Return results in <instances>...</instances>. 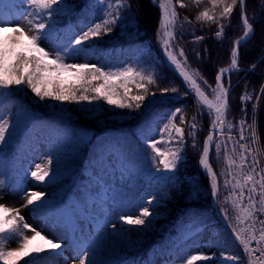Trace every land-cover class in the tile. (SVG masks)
Listing matches in <instances>:
<instances>
[{
  "label": "snow or ice",
  "instance_id": "obj_1",
  "mask_svg": "<svg viewBox=\"0 0 264 264\" xmlns=\"http://www.w3.org/2000/svg\"><path fill=\"white\" fill-rule=\"evenodd\" d=\"M151 2L159 9L156 37L168 62L182 78L187 89L182 94L193 95L196 113L186 121L184 109L176 107L160 127V138L146 139L147 148L151 151V167L144 170V174L157 182L163 181L173 186L178 183L176 172L178 163L183 159L181 153L185 138L191 137L193 147H197L195 141L198 114L207 109L210 117L209 130L203 139L198 164L209 178L211 195L214 199L218 198L219 177L224 178V188L228 190V195L225 196L223 204H230L232 215H228L227 207L221 206L220 211L224 213V219L228 221L227 226L243 252V255L229 254V250L221 249L218 256L216 253H188L179 258L180 264H197V262L214 264L217 261L220 264H264V219L259 218L264 216V167L261 166L260 159L264 156V148L259 147L256 105H252L250 124L244 117L238 121L239 138L237 139L232 135L236 125L226 118L229 111L230 87H226L223 82L226 74L241 71L239 48L255 36L257 17H249L247 0H189V3L197 8L204 3L210 6L198 11L195 20L216 24L217 30L214 36L217 39L222 38L225 28L231 25L230 17L234 10L237 8L239 10L242 35L232 41L230 62L216 72L215 86L205 89L197 79H203L201 73L188 68L183 48L178 51L174 49L177 24L179 23L181 28L184 24H191L187 16L182 22L180 21L177 7L186 8L188 3H185V0H158V4L157 0ZM257 4L264 11V0H257ZM25 5L27 8L24 7ZM89 6L101 8L100 18L91 23L87 30L56 44L52 49H46L41 46L42 41L63 39L60 35L61 29L56 27L55 17L68 13L73 5H70L68 0H0V101L12 94L11 89L26 86L40 101L92 104L103 100L119 109L140 110L146 106L145 102L149 96L153 98L156 96L155 92H150V87L158 88L160 95L179 92V89L171 83L161 86L163 78L143 67L126 66L106 71L103 67L88 62H66L84 51L86 42L111 33L114 27L125 19L123 12L131 8L132 4L131 0H93ZM193 35L195 42L204 39L203 36ZM259 47L258 60L251 62L245 71L254 73L258 62L264 61V26L261 27ZM199 55L197 52V56ZM62 74H67L70 78L67 85L53 79V77L59 78ZM130 84L135 85L137 94L130 95ZM203 84L207 85L208 82L203 80ZM118 87L123 88L122 93L117 91ZM262 96H264V82L260 84L255 99L260 100ZM252 99L253 93L248 91L239 97L242 105L240 110L245 117L247 109L244 105ZM91 110V108L87 109V111ZM177 117L179 123L176 122ZM33 120L34 117L23 109L18 111L15 120L10 119L3 110H0V175H4L3 166L6 160L9 166L13 165L12 158L7 157L3 151L4 146L11 145L12 140L18 136H28L29 125ZM225 129L227 138L223 145L220 139L215 140L217 161L220 160L223 147L224 167L217 173L210 162V149L214 136L223 137ZM246 131L249 133L248 136L245 135ZM86 138L87 132L81 131L75 134V140L71 142L76 147ZM229 144L232 145L231 150L228 148ZM169 145L174 146L169 147ZM53 159V156L49 155L44 162L36 163L34 167L24 170V179L30 177L31 180L44 184L59 177V161H57V171L53 172ZM104 160L105 156L101 150L99 160L93 163L100 164ZM67 167L65 163V170ZM119 167L122 175L129 172L141 173V169L135 167L122 154L119 156ZM101 180V176L94 175L88 186L84 188L82 198L61 203L56 213L50 215L48 219L54 227L64 230L66 236L70 237V246L76 253L73 258L76 264H135L127 258V253L139 243L138 240L132 239L131 233L136 231L139 234L151 227V217L156 215L151 206L158 204V198L149 196L146 203L141 202L138 212L126 210L122 199L128 194L120 193L119 201L108 197L107 194L111 189L105 188ZM23 182V179H16L15 182L10 179L6 185L4 180H0V190L10 187L21 191L25 200L22 206L25 208L33 206L35 211L43 209L51 211L57 207L43 199L44 192L25 191L22 187ZM94 186L100 189L95 195L92 193ZM109 204L116 205L120 211L116 212V208L106 207ZM97 207L101 210L99 214L95 212ZM110 213H116L119 222L132 227L117 229V225L109 219ZM82 219L88 222L87 226L81 222ZM109 228L112 229L111 232L108 231ZM26 231L31 232L32 235H27ZM10 241H15L18 246H7ZM62 247V242H55L27 223L18 208L0 203V264H20L21 261H24V264H31L30 259L26 260V257L32 258L34 254L40 253L61 255Z\"/></svg>",
  "mask_w": 264,
  "mask_h": 264
},
{
  "label": "trees",
  "instance_id": "obj_2",
  "mask_svg": "<svg viewBox=\"0 0 264 264\" xmlns=\"http://www.w3.org/2000/svg\"><path fill=\"white\" fill-rule=\"evenodd\" d=\"M92 2L93 0H68V3L73 5L72 9L66 14L55 17L56 27L61 29L60 35L63 39L52 41L54 47L56 44L66 41L69 27H72L78 34L87 30L91 23L100 18L101 8L99 6L90 7ZM185 3H188V7L177 8L179 19L182 22L187 16L191 20V24H184L183 28L180 27L179 23L177 24V39L174 42V49L178 51L183 48L187 57L188 68L198 70L201 73L203 79H197L203 88L208 89L209 86H215V74L218 69L226 67L230 62L232 41L242 35L239 10L238 8L234 10L230 17L231 25L225 28L222 38L217 39L214 36V32L217 30L216 24L195 20L198 11L210 6L204 3L197 8L189 3V0H185ZM131 4V8L123 12L125 19L119 22L111 33L86 42L85 50L81 52L83 62L95 59L94 64L103 67L106 71L126 66L143 67L154 71L158 77L163 78L161 86L171 83L179 89V92L160 95L158 88L150 87V92H155L156 96L154 98L149 96L145 102L146 106L140 110L114 107V110L109 113H116L124 117V120H111L103 112L102 119L96 122L90 119L63 118L49 113L40 106L33 105L21 87L19 89L13 88L10 90L12 94L0 101V110L6 105L22 104L27 113L34 117V120L29 125L28 136L14 138L11 145L4 146L3 151L7 157L25 158L28 156L27 152H30L35 146L34 133L37 134L41 130L49 129L58 134L62 154L59 153L60 157L56 161H59V167L63 170H65V163H67L66 171L74 176L73 183L68 187L67 193L78 198L84 196V188L88 186L94 175L101 176V181L105 184L111 183L112 172L108 160L110 155H113L114 161L119 163V156L122 154L135 167L140 168V174L128 173V181L119 191V194H128L122 199V203H125L124 207H131L134 212H138L143 201L142 194L147 190L155 189L159 190L162 204L154 209L156 215L151 217L152 225L144 232L141 246L127 253L128 260L134 261L135 264H180L179 258L189 253L187 240L195 239L196 236H200L209 230L220 237V242L228 250L235 254H241L211 206V188L208 185V178L198 166L199 152L197 147H193L191 137L186 136L185 138L186 160L178 165L176 172L178 183L175 186L171 183H165L162 186L159 184L152 185L142 178L144 170L150 168L151 151L147 148V144L140 140V134L149 131L153 121L162 112H171L176 107H181L184 109L187 121L196 113V106L193 95L184 96L182 94L187 89L183 81L168 66L161 51V44L157 42L156 29L159 9L150 0H131ZM247 12L249 17H257L256 34L252 40L239 48L241 71L232 72L223 78L225 86L230 87L229 111L226 118L236 125L232 135L237 139L239 137L238 121L244 117L250 124L253 112L252 104L246 102L244 106L247 109V116L245 117L240 110L242 105L239 97L248 91L253 93V99H255V95L259 93L260 84L264 82V61L258 62V67L254 73L245 71L249 64L257 61L259 57L264 11L258 6L257 0H247ZM221 23L227 22L221 21ZM193 34L203 36L204 39L195 42L192 40ZM197 52H199V56H197ZM59 79L61 80H58L59 82L67 85L70 78H61L60 76ZM203 80H206L208 84H203ZM24 87L27 89L26 86ZM129 88L131 89L130 95L137 94L134 84H130ZM117 91L122 93L123 88L118 87ZM204 116L209 117L206 109L198 114V122L204 121ZM176 122L179 123L178 117ZM184 127L187 132V126ZM82 129L90 131L92 136L88 142L74 147L71 141L75 140V134ZM257 134L260 147L264 148V96L260 99L258 107ZM226 138L227 131L225 129L223 139L226 140ZM216 139H220V137L215 136L210 150V162L214 171L217 172L219 167L213 161ZM195 142L198 146V140ZM101 150H103L105 160L100 164H94L93 161L99 160ZM66 152L69 153L66 154ZM7 163L6 160L4 166ZM11 167L16 169L14 162ZM220 193L221 183H219ZM231 213L232 210L230 215ZM185 227H189L193 231L186 234L183 231ZM179 248H183V250L180 251ZM63 260L61 255L53 254L52 256L33 259L31 264H64Z\"/></svg>",
  "mask_w": 264,
  "mask_h": 264
},
{
  "label": "rangeland",
  "instance_id": "obj_3",
  "mask_svg": "<svg viewBox=\"0 0 264 264\" xmlns=\"http://www.w3.org/2000/svg\"><path fill=\"white\" fill-rule=\"evenodd\" d=\"M157 4H158V0H157ZM24 7L27 8L26 5ZM177 8H179V7H177ZM141 10H143V9L141 8ZM146 14H148V13L146 12ZM66 35H67V37H66V40H67L69 37L76 35V33H75L74 29L72 27H70L67 29ZM176 39H177V37H176ZM192 40L194 41V38ZM157 42H159V40H157ZM41 46L45 47L46 49L54 48L52 45V41H42ZM161 51H162V47H161ZM67 62L68 63H83V56H82L81 52L78 55L72 57V59L67 61ZM94 62H95L94 59H92L89 63L93 64ZM64 77H67V74H62L61 78H64ZM53 79H57V80L61 81L59 78H56V77H53ZM20 87L23 90H25V93H26L29 101L33 105L40 106L42 109L46 110L47 112L53 113V114L60 116V117H63V118L64 117L65 118L66 117H73L76 119L77 118L78 119H90L92 121L99 122L102 119V114L104 112L105 116H109V118H111V120L122 121L125 119L124 117H122L116 113H113V114L109 113V112L114 110V106L108 105L103 100L93 102L92 104H88L87 102H82L81 104H76V103H68V102L62 103V102L52 101V100L40 101L38 97H35L34 94H32L30 89H28V88L25 89L24 86H20ZM209 98L210 99L212 98L211 94L209 95ZM248 102H250L253 105V104H255V99H252ZM89 108H91L92 110L87 111V109H89ZM22 109L25 110L24 105L13 104V105L3 106L1 110H3L4 114L8 115L10 119L15 120L18 111H20ZM106 111H108V113H106ZM169 114H170V112H162L160 115H158V117L151 124L150 130L140 134V136H139L140 140L143 141L144 143H146L145 142L146 139H159L160 138L159 129L166 122L167 116ZM209 123H210V120H209V117H207V116H204V121L198 122V120H197L198 127L196 129V141L198 140V142H199V145L197 146L199 153L202 150L203 139L208 134ZM81 131L87 132V138L83 143L88 142L92 136V133L90 131H87L84 129L80 130V132ZM197 134H198V136H197ZM245 135L248 136L249 133L246 131ZM219 137H220V140L222 141V145H223V142L226 140H224L223 137H221V136H219ZM34 139H35L36 145H35V147L32 148L31 153L28 151L27 152L28 156L25 157L24 159L21 157L12 156L11 158H12L13 162L16 163V169L11 170L12 167L9 166V164L7 163L5 166H3L4 175H0V180H4L5 184L7 185L9 183L10 179L13 182H15L16 179H23L24 182H23L22 187L24 188L25 191L31 190V191L44 192L45 195H44L43 199H45L48 202H52L57 207H54L53 209H51V211H49L48 209H43L41 211H35L33 209V206H28L27 208H25L22 206L25 202L23 193L19 190H16V189H13L10 187H6L3 190H0V197H2V198H0V203H3L9 207L18 208L20 210V214L22 216H24L25 221L27 223H29L32 227L36 228L37 230H40L42 232V234L46 235L50 239H53L55 242H62V245H63L62 254L65 258V264H76L75 260L73 259L76 255V253L73 251L72 247L70 246V237L66 236L64 230L54 227L48 219V217L50 215H54L56 213L59 205L65 199H66L65 203L69 202L70 200L76 199L74 197H66V195H68L67 189L73 183L74 176L72 174H70L68 171L60 169L59 177L53 178L48 183L41 184V183H38L36 181L31 180L30 177L24 179V176H23L24 170H27L30 167H34V165L36 163L44 162L49 155L53 156V158H54L52 169H53V172H56L57 171V161L56 160L60 157L59 153L62 154V151H61L60 146H59V140H60L59 135L53 133L51 130L45 129V130L39 131L36 135H34ZM191 140H192V138H191ZM83 143H81L79 145H82ZM172 146H174V145H169V147H172ZM161 147H163V145H161ZM231 147H232V145L229 144L228 148L230 149ZM214 148H215V146H214ZM67 153H69V152H66V154ZM222 153H223V147H222V151H221L220 160L217 161V155H216V149H215V155H214L213 161H215V163L219 167V171L217 169V173H219L221 171V169L224 167L223 154ZM181 155H182L183 159L178 163V165L181 162L186 160L184 146H183V150H182ZM108 160H109L110 165L113 168L114 181L112 182V184L110 186H107V187L104 186V187L111 189L107 194L108 197H110L112 199H117L119 201L120 200V195L118 194L119 190L124 185L126 179L129 178V174H123L122 175L121 169L119 167V163L113 162V160H114L113 155H110ZM149 164H150L149 167H151L150 161H149ZM198 166H200V165L198 164ZM17 173L19 175H17ZM142 178L144 181L149 182L152 185L159 184L162 186L163 184L166 183L163 181L157 182L156 180H151V179H149V177L146 174H143ZM75 181H77L76 178H75ZM218 183H221V193L220 194L218 193V198H215V205L217 207V210L219 212L220 217L224 220V213H222L220 211L221 206L227 207L229 209V211H228L229 216L232 215V213L230 215L231 206H230V204L229 205L223 204L225 196L228 195V190H226L224 188V178L219 177ZM208 185L210 187V181L209 180H208ZM97 191H100L98 186H96V190H94L93 195H95V193ZM158 192H159L158 189L145 191V193L142 194L143 202L146 203L149 196H156L158 198V204H153L151 206V208L152 209L157 208L158 206H160L162 204V201L160 199V194ZM106 207L116 208V212L120 211V209L118 207H116V205L109 204ZM96 209L101 211L98 207L95 208V210ZM125 209L133 211L131 209V207H127ZM109 219L111 220L112 223H115L117 225V229H120L121 227H123L125 229L132 227L129 225H124V224H122V222H119L118 216L116 213H110ZM81 222L87 226V223H88L87 221L82 219ZM224 222H226V221L224 220ZM226 224L228 225V221L226 222ZM108 231L111 232L112 229L109 228ZM183 231H184V233L186 232V234H187L193 230L189 227H185ZM26 234L32 235L31 232H27V231H26ZM143 235H144V232H140L139 234H137L136 231H133L131 233L132 239L139 241V243L137 244V246L133 250H136L138 247L141 246ZM219 238L220 237L216 236L212 230L211 231L210 230L205 231L200 236H196L195 239L187 240L186 244L188 246V248H187L188 252L189 253L204 252L205 254L216 253L218 256L221 249H227L220 242ZM233 241L235 242V240H233ZM10 242L17 244L15 241H10ZM235 244H236V242H235ZM252 246L253 247L255 246L254 242H253ZM237 248H238V246H237ZM179 249H180V251L183 250V248L182 249L179 248ZM229 254H235V253H233L232 251L229 250ZM51 255L52 254H49V253H40V254H36V255L34 254L33 258H27L26 257L25 259L26 260L30 259V261H31V260L36 259V258H44V257H48ZM22 264H24V261L22 262ZM197 264H200V262H197ZM214 264H220V262L217 261V262H214Z\"/></svg>",
  "mask_w": 264,
  "mask_h": 264
},
{
  "label": "water",
  "instance_id": "obj_4",
  "mask_svg": "<svg viewBox=\"0 0 264 264\" xmlns=\"http://www.w3.org/2000/svg\"><path fill=\"white\" fill-rule=\"evenodd\" d=\"M227 75V74H226ZM258 102H259V100H258ZM202 169V168H201ZM202 172L205 174V176L207 177V175H206V173H205V171L202 169ZM208 178V177H207ZM209 179V178H208ZM211 205H212V207H213V210L215 211V214H216V216L219 218V220L221 221V223L227 228V230L229 231V233L231 234V229L230 228H228V226L225 224V222L220 218V215H219V212H218V210H217V207H216V205H215V199L213 198V197H211ZM231 236H232V234H231ZM233 237V236H232ZM234 238V237H233ZM238 243V242H237ZM238 248H239V250L242 252V248H240V246H239V244H238Z\"/></svg>",
  "mask_w": 264,
  "mask_h": 264
},
{
  "label": "bare ground",
  "instance_id": "obj_5",
  "mask_svg": "<svg viewBox=\"0 0 264 264\" xmlns=\"http://www.w3.org/2000/svg\"><path fill=\"white\" fill-rule=\"evenodd\" d=\"M171 67L175 70L174 66L171 65ZM178 75H179V74H178ZM7 246H9V247H17L18 245L15 244V243H13V242H10V243L7 244ZM22 262H23V261H21L20 264H22Z\"/></svg>",
  "mask_w": 264,
  "mask_h": 264
},
{
  "label": "built area",
  "instance_id": "obj_6",
  "mask_svg": "<svg viewBox=\"0 0 264 264\" xmlns=\"http://www.w3.org/2000/svg\"><path fill=\"white\" fill-rule=\"evenodd\" d=\"M242 142H243V141H242ZM260 159H261V161H262L261 166L264 167V160H263L262 157H260ZM259 218L264 219V216H261V217H259ZM257 227H259V225H257Z\"/></svg>",
  "mask_w": 264,
  "mask_h": 264
}]
</instances>
